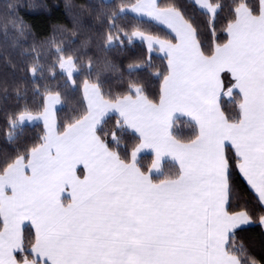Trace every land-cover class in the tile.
<instances>
[{"label":"snow or ice","instance_id":"1","mask_svg":"<svg viewBox=\"0 0 264 264\" xmlns=\"http://www.w3.org/2000/svg\"><path fill=\"white\" fill-rule=\"evenodd\" d=\"M82 7L104 25L98 47L105 57L135 40L146 45L147 58L128 71L148 72L159 90L153 96L145 81L129 78L114 92L102 79L119 71L110 60L94 71L92 57L84 65L55 48L65 90L79 88L84 108L59 123L62 92L46 84L37 109L24 103L5 112L10 144L26 123L42 122L43 134L0 155V264H243L236 230L256 216L264 225V0ZM129 19L168 32L129 30L122 23ZM9 24L25 34L18 16L0 14V25ZM33 52L28 72L42 76ZM153 52L163 54L162 71ZM49 72L55 76L54 67ZM75 73L83 75L79 84ZM180 116L193 129L187 137L177 128ZM142 153L151 156L147 164Z\"/></svg>","mask_w":264,"mask_h":264},{"label":"trees","instance_id":"2","mask_svg":"<svg viewBox=\"0 0 264 264\" xmlns=\"http://www.w3.org/2000/svg\"><path fill=\"white\" fill-rule=\"evenodd\" d=\"M98 2L100 0H0V14L18 16L27 26L22 36L11 24L6 29L0 25V155L12 154L17 145L30 146L38 136L43 134L41 123L24 125L22 130H18L20 139L17 145L5 140V112L17 109L24 103H27L33 110L37 109L42 103L44 85L47 84L62 92V107L57 111L59 123L62 124L69 117L83 111L84 103L79 88L65 90L66 77L54 64L57 55L56 47L64 48L65 55L73 54L81 57V63L84 65L87 64L88 57H92L96 64L94 71L103 68L105 59L110 60L119 71H109L102 76V79L106 81V86L114 92L122 89L118 81L139 78L148 84L153 96L158 93V79L150 76L146 71L131 75L128 71L129 64L147 58L148 52L144 43L139 40L131 44L126 43L123 48L118 47L108 52L107 57L98 47L101 43L99 32L104 25L94 18V14L84 11L82 7H95ZM160 2L165 3L166 0H160ZM185 2L190 3V0H185ZM9 4H17L20 7L18 10L14 9L9 12L7 8ZM76 14H79L80 18L78 25L73 21V16ZM122 23L129 30L135 25L161 37L168 32L154 22H141L136 25L135 21L129 19ZM220 38L221 40L225 38L222 33ZM85 41H88L86 45ZM33 46L39 53V64L43 66L40 69L42 76L32 77L28 72V68L35 63ZM151 59L155 69L161 71L164 69L166 61L160 55L152 53ZM53 67L55 76L49 72V68ZM74 78L79 84L83 75L75 73ZM37 85L40 87V93L35 91ZM5 86H7V93L4 92ZM17 89L22 93L21 97L15 95ZM225 107H230V101L227 98H225ZM176 125L184 137L192 134L193 129L188 126V119L179 118ZM150 159V154L142 156L145 164ZM238 187L245 192L248 206L254 207L255 197L247 190V185L242 179H239ZM254 221L236 230V239L233 241L237 248L241 244L245 246V255L241 257L243 264H252V261H256V264H264V227L259 223L258 216L254 218Z\"/></svg>","mask_w":264,"mask_h":264},{"label":"crops","instance_id":"3","mask_svg":"<svg viewBox=\"0 0 264 264\" xmlns=\"http://www.w3.org/2000/svg\"><path fill=\"white\" fill-rule=\"evenodd\" d=\"M159 26L165 28L163 25H159ZM165 29H166V28H165ZM166 30H167V29H166ZM167 31H168V30H167ZM153 53H156V54L160 55L161 57L163 56L162 53H158V52H153ZM225 98H227V97H225ZM227 99H228V98H227ZM56 107H57V111H58V110L62 107V102H61V104L57 105ZM180 118H186V119H188L187 117H184V116H180ZM38 123L43 124L42 122H33V123H31V124L26 123L25 125H33V124H38ZM145 154H147V153H142V154H141V157H142L143 155H145ZM249 225H250V224H249ZM246 226H248V225H246ZM243 227H244V226H243ZM263 227H264V225H263Z\"/></svg>","mask_w":264,"mask_h":264}]
</instances>
